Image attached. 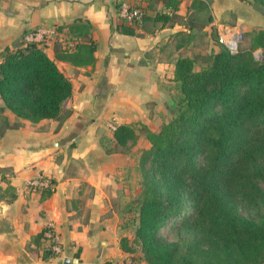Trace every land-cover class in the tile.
I'll return each mask as SVG.
<instances>
[{
	"label": "crops",
	"instance_id": "crops-1",
	"mask_svg": "<svg viewBox=\"0 0 264 264\" xmlns=\"http://www.w3.org/2000/svg\"><path fill=\"white\" fill-rule=\"evenodd\" d=\"M129 1L145 7L137 26L118 17L119 0H0V53L39 25L55 24L59 35L40 45L72 84V110L61 123L19 118L18 127H6L16 115L0 111V264H120L130 256L149 264L133 241L139 160L150 147L142 127L155 131L171 118L175 61L193 57L196 37L215 52L219 22L245 33L264 28V9L251 0H180L174 10L163 0ZM166 11L162 25L152 20ZM89 44L92 61L84 55ZM56 48L74 56H58ZM121 123L138 137L127 152H107ZM37 176L52 181L51 192L28 185ZM49 223L62 249L44 257L41 232Z\"/></svg>",
	"mask_w": 264,
	"mask_h": 264
},
{
	"label": "trees",
	"instance_id": "trees-1",
	"mask_svg": "<svg viewBox=\"0 0 264 264\" xmlns=\"http://www.w3.org/2000/svg\"><path fill=\"white\" fill-rule=\"evenodd\" d=\"M163 1L174 10L180 0ZM251 1L264 9V0ZM169 18V12H157L152 20L162 25ZM121 28L134 33L129 26ZM246 34L247 47L232 53L220 43L209 62L197 69L193 57L179 56L171 118L155 131L142 127L150 147L139 160L142 189L133 241L149 264L264 262V190L258 184L264 182V167L255 159L264 156V134L252 139L256 128L264 126V56L254 55L256 49L264 50V28ZM57 50L58 56H74ZM93 50L89 44L84 54L91 61ZM71 93L70 79L39 42L24 40L1 51L0 111L7 108L16 115L11 123L4 120L6 127H18L19 118L61 123L71 113ZM113 135L107 152H127L138 137L125 123L115 125ZM238 199L256 208L255 214L241 213ZM188 202L193 212L186 214ZM180 216L177 226L185 236L171 240L161 235V227ZM120 244L132 249L126 237ZM43 250L44 257L60 253L47 246Z\"/></svg>",
	"mask_w": 264,
	"mask_h": 264
},
{
	"label": "built area",
	"instance_id": "built-area-1",
	"mask_svg": "<svg viewBox=\"0 0 264 264\" xmlns=\"http://www.w3.org/2000/svg\"><path fill=\"white\" fill-rule=\"evenodd\" d=\"M144 14L145 9L142 7V5H138L129 0H119L117 5V15L123 21V23L131 26H137L142 21ZM59 33L60 31L55 24H42L39 25L32 34L25 36V40H33L39 42V44H43L46 40L56 38ZM217 37L219 43L223 44L230 52L234 53L240 48V42L244 38V33L235 25L219 22ZM258 50L256 49L254 53ZM28 185L32 188H49L51 190L53 188V183L44 176H37L30 179ZM45 227L46 229L44 231V238L48 242L46 246L50 247L52 250L61 252L62 247L59 240V235L54 229V226L49 223ZM120 264H138V262L136 259L130 256Z\"/></svg>",
	"mask_w": 264,
	"mask_h": 264
},
{
	"label": "rangeland",
	"instance_id": "rangeland-1",
	"mask_svg": "<svg viewBox=\"0 0 264 264\" xmlns=\"http://www.w3.org/2000/svg\"><path fill=\"white\" fill-rule=\"evenodd\" d=\"M243 33H244V38L240 42V46L242 47L249 45V37L244 31ZM213 39L215 40V44L217 45V50H218L221 47L218 41V38L215 36ZM195 50L199 52V53L196 52L193 54V58L195 60L194 67L197 69V68H200L201 66L206 65L209 62V60L211 59V54L213 52H209V44L204 43V41L198 37H196V49ZM263 134H264V126H260L256 128V130L252 134L253 141H256L258 138L262 137ZM255 159L258 165L264 167V156L263 155L257 154L255 156ZM206 160H207L206 155H204L202 158V163L206 162ZM139 171L141 172V170ZM258 184L264 190V182L261 180H258ZM237 202H238V208L241 213H243L244 215L250 216V217L255 214L256 208H253L252 206L245 204L243 201L239 199L237 200ZM191 212H193V207L188 202L185 213L189 214ZM190 218H193V217L190 216ZM181 220H182L181 216L177 218L175 221L171 220L168 224L161 227L159 232L161 233V235L171 240L178 239L180 237L185 236L186 231L178 230L177 225L180 223Z\"/></svg>",
	"mask_w": 264,
	"mask_h": 264
},
{
	"label": "water",
	"instance_id": "water-1",
	"mask_svg": "<svg viewBox=\"0 0 264 264\" xmlns=\"http://www.w3.org/2000/svg\"><path fill=\"white\" fill-rule=\"evenodd\" d=\"M254 55L258 58H262L264 56V50H258L254 53Z\"/></svg>",
	"mask_w": 264,
	"mask_h": 264
}]
</instances>
